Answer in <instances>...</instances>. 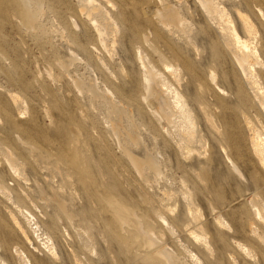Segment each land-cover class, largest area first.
<instances>
[{"label": "rangeland", "instance_id": "obj_1", "mask_svg": "<svg viewBox=\"0 0 264 264\" xmlns=\"http://www.w3.org/2000/svg\"><path fill=\"white\" fill-rule=\"evenodd\" d=\"M22 1L25 2L0 0V67L4 69L0 68V100L5 101L3 95L6 93L19 97L17 105H10L14 118L20 113L22 117H28L31 108L39 111L43 119L38 120L37 130L41 138L51 144L59 138L63 147L66 146L70 129L78 130L81 140L86 142L80 146L82 155L87 154V150L94 154L95 161L91 165L98 182L121 203L137 209L136 213L143 218L136 221L131 213H127L130 228L125 227L127 233L123 235L128 239V248L121 242H117L115 248L110 247V238L98 223L93 225L95 230L91 229L90 237H87L89 241L86 237L73 240L68 229L61 226L59 216H53L57 228V225L55 228L44 225L43 211L49 208H32L28 198L18 207L13 205L12 200L22 192L16 187L6 197L8 199L0 196V264H37L36 259L44 264H61L55 237L67 255L64 264H76V261L80 264H240L239 255L230 245L240 242L250 249L251 241L255 240L245 236L253 217L251 197L248 201H240L234 208H228V204L241 199L249 188L260 185L263 191L254 201V209L261 211V219H264V176L251 154L254 131L257 130L264 139L261 117L248 107L244 111L236 107L233 111H225L228 123L224 125L218 119L222 112L213 105L205 83L194 74L193 108L184 98L178 97L177 94L182 93L181 86L165 71L171 64L165 56V47L154 42L152 35L147 37V42L142 40L144 33L154 31L151 11L153 8L160 10L157 0H110L113 8L104 1L95 0L101 6L95 19L106 33L103 36L105 42H102L105 48L98 44L92 27H84L83 34L78 31L82 21H79L75 8L85 6L86 0H33L28 7L34 15L33 25H25L28 12ZM241 1L239 8L251 30L244 29L240 23L237 28L231 8L221 17L220 23L227 30L228 40H232V31L236 32L240 39L249 42L250 50L261 54L264 60V16H259L257 11L264 12V0H226L233 4ZM167 2L179 8L185 19L186 27L179 33L189 34L190 41L194 42L190 45L193 49L187 47L186 60L197 63L203 52L209 56V50L206 48V51L194 39L203 19L196 16L195 6L187 0ZM86 7L90 6L86 4ZM213 22L209 18L207 24ZM85 23L88 25V21ZM173 38L177 43H183L178 34ZM204 40L212 41L209 49L212 51L215 47L211 55L218 59L219 40L217 42L212 35ZM137 55L142 57L147 68L159 75L161 90L167 100L161 114L152 115L150 110L153 109H149L140 96L143 71L138 69ZM128 67L134 75L131 83L126 77ZM197 67L199 71L206 68L203 64H197ZM229 76L238 82L234 72L224 71L223 78L229 80ZM135 85V92L126 95V90ZM237 89L243 101L248 102L250 96L246 89L242 86ZM52 107L59 114L57 125L47 117L51 116L47 111ZM244 118H249L248 126H245ZM112 125L115 130H111ZM35 145L42 152L46 151ZM235 145L238 148H234ZM239 145L243 155L234 161V167L231 151L237 156ZM122 147L131 159L120 157ZM215 151L221 154L219 152V156L213 158ZM133 158L138 161L134 163ZM205 167L212 170L217 183L202 181L204 174L201 170ZM245 169L252 174L249 180L238 174H243ZM62 180L54 174L51 187L58 191L65 208L82 206L83 201L76 192L75 202L71 203L69 189ZM35 181L44 189L43 179ZM84 210L88 211L86 206ZM158 215L166 220L167 226L155 221ZM14 218L29 239L28 244L12 225ZM218 219L226 225L220 228L215 224L217 234L224 235L216 234L223 252L212 244L213 231L207 228L210 220ZM184 221L192 223L191 231L201 238L199 244L192 245L182 234ZM232 222L245 236L241 241L239 235L233 234ZM255 227L264 243V228L262 225ZM137 229L150 232V237H141ZM228 235L232 236L231 240ZM48 249L54 253H49ZM242 257V262L257 263L254 251Z\"/></svg>", "mask_w": 264, "mask_h": 264}, {"label": "bare ground", "instance_id": "obj_2", "mask_svg": "<svg viewBox=\"0 0 264 264\" xmlns=\"http://www.w3.org/2000/svg\"><path fill=\"white\" fill-rule=\"evenodd\" d=\"M24 1L25 2L22 1L23 4L27 6V9L25 8V6L24 10L28 12H25V25H33L34 15H32L33 13L31 14L28 8L30 2L33 0ZM100 1H104V3H107V5H109L108 7H114L110 0ZM86 2L85 3L87 4V6H90L89 8L86 7V4H84L85 6L81 5L80 7H77L78 10L77 8H75V10L77 11L76 15L78 19H80L79 21H82L81 23H79L80 30L78 31L83 34L85 28H88V26L92 27V29H94L96 33L98 44L100 45V47L102 46L105 48V44L103 46L102 42H105V38L103 36H105L106 33L103 28L97 24L95 19V14L98 13H96V11L100 10L101 6L99 3L97 4V1L95 2V0H86ZM187 2L195 6L192 7L194 8L196 16H198L199 18L200 15L201 18H203L202 22L198 25V31L194 35V39H197L198 43L203 45L204 47H202L205 48V50L206 48L209 50V56L207 55L208 53L205 54L203 52L202 56H200L199 62L197 63H191L186 60V56L188 55L187 47L189 46L193 49L194 47L190 45H192L194 42L190 41L188 36L189 34H180V31H184L183 27H186L185 19H183V15H181L179 8H175V6H173L174 4L167 2V0H157V4L160 6V10L153 8L151 11V17L153 18L152 24L154 23V31L150 30L152 31V34L147 32L144 33V35H142L143 42H147V37L152 35L154 37V42H160L163 44V46L165 47L164 50H166L165 56L170 60L171 63L167 70L165 69V71L167 74H169L168 76H171V78L174 77L177 85L181 86L182 93L177 94L178 97L184 98L192 108L194 91L196 89L192 79V74H194L197 78L202 79L205 83L208 96L213 100V105L222 112V114H220L221 118L219 116L218 119L224 125L227 126L228 123L227 116L225 115L226 110L233 111L236 107H239L241 111H244L245 108L248 107V109H251L255 112L254 114L261 117L263 123L262 129L264 130L263 56L261 54H258L254 50H250L249 42L240 39L236 32L232 31V33L230 34V38H232V40H228L229 38L227 39V30L222 27L223 25H221L220 23L221 17L226 14L229 8H231L234 13L237 28L239 29L240 23L244 26V29L250 31L251 25L248 23L245 15L242 14L239 8L242 5V1L238 4L226 2V0H187ZM257 11L259 16H264V12L261 9H258ZM73 16L75 18V15ZM209 18L210 20L214 21V24H207ZM86 21H88V25L85 23ZM84 23L86 24V26L83 25ZM172 27L175 28V31L171 29ZM176 34H178L183 39L182 44L174 41L175 39L173 37H175ZM211 35L216 38L217 42L219 40L218 53L220 56L218 59L211 55L213 51H215V47L212 51H210L209 49L212 41L204 40L206 37ZM160 39L163 41H161ZM125 53L127 52L125 51ZM138 60V69H141L143 71V77L141 80V92L143 94L141 93L140 96L142 95L141 97L147 104V107L149 109H153L150 110V113L152 115H155L154 113L161 114V111H163L164 107L167 106V100L164 90H161L159 75L145 66L141 56H138ZM197 64H203L204 67H206L205 71H199L198 67L196 69ZM0 68L4 70L3 67ZM224 71L232 73L234 72L238 78V82H234L230 76V79L228 78L229 80H225L223 78ZM126 75L127 82L131 83L134 80V75L131 68H127ZM185 77L186 80H184ZM136 86L137 85L132 86L129 90H126V95L134 93L137 88ZM241 86L246 89L250 96L248 102L243 101L241 93L237 92V88H240ZM123 90H125V88ZM3 96L5 97V101L0 100V196L3 198L8 197L9 193L15 191V188L17 187L18 189H21L22 192L20 194L21 196L16 195V197L12 200L13 205H16V207L20 206V204L28 198L29 204L32 206V208H49V210L44 209L43 211V214L46 217L44 225H50L52 228H55L54 226L57 225V228L58 223L56 224L53 221V216H59V218L62 219V221L60 220L61 226L67 228L70 232L71 238L75 240L76 237L89 238L90 231L94 228L93 225H97L96 223H98L100 226H102V232L107 234L110 238V247L115 248V244L117 242H121L126 245V248H128V239H126V237L123 235L127 233L125 227H129L127 226L129 223L127 222V217L129 216V214L128 216L126 215L127 213H131V216H133L136 221H138L141 217L143 218V216L141 214H137V209H134V207L126 205L123 201L121 203V201H119L117 197H115L107 189L102 187V185L98 182L94 174V169H92L93 166L91 165V162L93 160L95 161L94 154L90 150H87V154L82 155L81 153L82 150H80V146L86 143L85 141L81 140V133L78 130L71 128L69 131L70 138L66 146L63 147V145L59 142V138H55L53 141V143L55 144H51L46 139L41 138L40 132L37 130L38 120L42 121L43 119L39 111L31 108L28 117L24 118L20 113V115L18 114L19 117L14 118L13 110L10 105H17L20 101L19 97L15 94L9 93H6ZM49 111L51 116L47 117H51V121L53 120L54 124L56 123L57 125L58 122H60L58 121L59 114L53 107L50 108L47 113H49ZM244 119L245 126H248L249 118ZM165 120L166 122H168L167 118H165ZM165 124L167 125V123ZM111 127V130H115L114 125H112ZM253 137L254 140L251 143V154L258 164V170L260 174L264 176V139L261 138L257 130L254 131ZM35 144L44 147L46 151L42 152V150L40 148H37ZM234 148H238V146L235 145ZM119 150H121L120 157L123 158V160L131 159V156L126 149L122 147ZM240 151V145L239 153L237 154V156H235V154L231 151V157L233 159L232 162L234 167H236V163H234V161L241 155H243ZM219 152L215 151L213 153V158L219 156ZM133 161L135 163L138 160L136 158H133ZM97 166L98 165H96L95 167ZM201 172L202 174H204L201 176L202 181L207 184L209 182L217 183L215 180V175L213 174L211 169L205 167L204 170H201ZM54 174H58L59 177H61V180L62 178L65 180V182L63 180L62 182H64L65 186L69 189L68 194L71 203L75 202L74 194L76 192L78 193L79 199L83 201L82 206L80 205L76 209L65 208V203L59 197L57 193L58 191L56 192L55 189L51 187L52 176ZM238 174L244 176L247 180H249L252 176L249 169H245V172L243 174H241L240 172H238ZM26 175L27 177H25ZM36 179L44 180V189H41L39 186H37L38 184L35 181ZM224 181H227L226 177H224ZM261 189H263V187L260 185L257 188H249L247 192L242 195L241 199L237 198L228 204V208H234L239 204L240 201L247 200L250 197L252 198H250L253 216L252 223L249 227L248 232L245 233V236L248 235L251 239H255L254 241H251L250 249H252V251H254L257 256L256 264H264V243H262V237L258 236L256 231L257 227H255V225L258 227L259 225L260 227L262 225V228H264V219H261L262 212L254 209V201L258 198L259 195L261 196V193L263 191ZM84 206L87 207L88 211L84 210ZM17 212L20 213V211ZM10 217L12 218V214L10 215ZM12 220V225L21 234L24 242L28 244L29 239L21 230L19 222L16 221V218ZM155 221L167 226L166 220L159 215L155 218ZM210 221V224L208 223L207 228L213 231V235H211L212 244L218 249L219 252H223L216 240V236L219 235L220 237H223L224 235L217 234L215 224H218V227L221 226L220 228H223L226 225L220 222L219 219L216 221ZM190 224L192 223L188 221L183 222V224L181 225L183 227L181 229L182 234L191 241L192 245H197L199 244L201 238L196 234V232L191 231ZM231 227L233 229V234L239 235V241L245 238L244 234L241 235V233L236 230L237 224H235V222H232ZM138 230L139 229H137V231ZM138 232L142 234L141 235L140 233H138L139 235H141V237L143 235L146 237H150L151 235V233L148 231ZM228 239L231 240L232 236L228 235ZM54 244L60 254L61 264H64L67 255L66 253H64L62 245L60 244L59 239H57L56 237L54 240ZM230 246H232V249L239 255L240 264H250L249 262L241 261L243 259V255H249L252 252L249 248H247L246 245H243L240 242H235ZM133 247L135 246L133 245ZM137 247L139 248L138 245ZM133 250L137 249L133 248ZM48 252L54 253L53 251L51 252L50 249H48ZM167 253L168 252H166V254ZM50 256L51 254H49V257ZM49 257H46V259L48 260ZM186 257L189 258L190 256L187 255ZM190 259H192V257H190ZM36 260L37 264H44V262L40 261L39 259ZM76 264H80L79 261H76Z\"/></svg>", "mask_w": 264, "mask_h": 264}]
</instances>
